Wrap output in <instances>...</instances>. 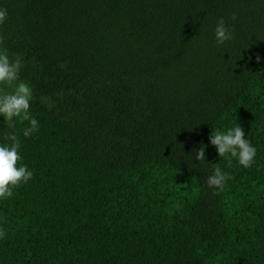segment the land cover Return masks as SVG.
<instances>
[{"label": "trees", "instance_id": "trees-1", "mask_svg": "<svg viewBox=\"0 0 264 264\" xmlns=\"http://www.w3.org/2000/svg\"><path fill=\"white\" fill-rule=\"evenodd\" d=\"M0 8V50L23 58L39 124L25 137L0 116V144L14 131L33 172L0 199V264H264V0ZM220 18L233 38L218 45ZM236 123L248 168L209 143ZM215 165L232 177L222 191Z\"/></svg>", "mask_w": 264, "mask_h": 264}, {"label": "clouds", "instance_id": "clouds-1", "mask_svg": "<svg viewBox=\"0 0 264 264\" xmlns=\"http://www.w3.org/2000/svg\"><path fill=\"white\" fill-rule=\"evenodd\" d=\"M7 18V9L0 8V24ZM234 19V17H233ZM233 38L232 31L226 25L225 20L220 18L215 28L216 43L223 44ZM4 43V37L0 35V44ZM257 62L260 56L256 55ZM23 67V58L16 55L9 58L7 50H0V85H4L11 91L0 88V116L7 128L13 129L17 119L20 123L27 122L28 126L23 129V136L30 137L39 130L37 119L30 111L33 99L30 86L19 79V73ZM4 139L8 143L0 144V199H7L14 195L13 189L21 184H26L33 177V172L27 165L20 164L19 152L21 142L18 135L6 132ZM209 143L215 147L219 157L227 161V166L232 167V159L244 168L251 167L254 163L256 148L245 138L244 129L237 123L226 131L214 130L209 136ZM205 145L201 143L199 150L193 149L197 161H205ZM232 179L219 165H215L213 174L207 179L210 188L222 191L227 180ZM214 195L216 193H213ZM5 237V230L0 228V238Z\"/></svg>", "mask_w": 264, "mask_h": 264}]
</instances>
